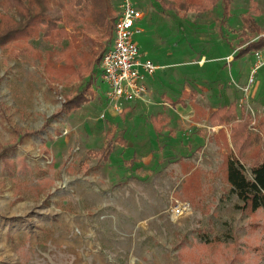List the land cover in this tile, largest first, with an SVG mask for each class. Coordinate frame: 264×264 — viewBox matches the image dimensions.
I'll list each match as a JSON object with an SVG mask.
<instances>
[{
  "label": "rangeland",
  "instance_id": "1",
  "mask_svg": "<svg viewBox=\"0 0 264 264\" xmlns=\"http://www.w3.org/2000/svg\"><path fill=\"white\" fill-rule=\"evenodd\" d=\"M133 1L144 12L133 40L157 69L152 92L120 112L108 105L99 65L76 79L57 69L72 53L67 39L0 48V264H264V207H241L222 165L231 143L192 111L234 102L238 118L250 117L255 150L242 158L250 177L264 157V66L249 82L253 54H236L242 15L264 33V0H232L226 19L220 3L181 15L171 1ZM105 30L90 34L93 47L78 39V62L110 46ZM87 82L89 100L66 114ZM185 86L196 97L182 95ZM179 98L186 107L171 102ZM157 113L160 130L151 122ZM109 136L112 151L101 160Z\"/></svg>",
  "mask_w": 264,
  "mask_h": 264
},
{
  "label": "trees",
  "instance_id": "2",
  "mask_svg": "<svg viewBox=\"0 0 264 264\" xmlns=\"http://www.w3.org/2000/svg\"><path fill=\"white\" fill-rule=\"evenodd\" d=\"M155 1L162 6L166 4V1H171L181 15H186L188 12L210 13L217 3H220L222 18L225 19L229 17L232 3V0ZM55 9L60 14H57ZM256 12L258 13V10ZM241 18L242 41L239 43L236 57L253 54L256 51H264V33L261 32L255 18L250 14L242 15ZM115 19L116 14L111 0H0V48L7 49L12 43H20L21 46L24 41L39 37H42L50 46L67 39L68 41L65 40L67 42L65 49H71L72 53L66 56L63 65L57 69L63 73H68L71 79H76L88 66H92V69L94 66H100L102 56L100 54V57L94 58L95 52L91 48L90 52L84 53L87 57L86 62H78L76 60L77 48L81 51L84 49L82 48L83 44L79 43L78 39L81 37L91 41L90 46L93 47L94 40L90 34L100 35L106 27V35L111 40ZM61 21H64L63 25H60ZM68 26L73 29V35H69ZM69 39H72L71 42ZM26 46L29 47L28 49L37 52L31 44L28 43ZM27 47L24 49L28 50ZM89 94L91 95V90L89 82H87L77 95L66 102L64 112L67 114L72 110L81 108L89 100L87 98ZM176 102L178 103V101ZM193 109L197 113H204L199 106H194ZM160 118L161 115L159 114L151 117L155 130L161 129ZM209 121L217 126L224 125L229 134L227 137L224 127L217 133L223 138V144L229 146L228 143H231L230 151L223 155L222 161L225 168V179L230 190L237 196L244 210L254 212L264 207V157L260 161L253 162L250 167V177L245 175L242 162L244 156L255 150L253 149L252 135L248 132L251 126L250 117L247 114H242L241 118H238L236 104L231 102L228 106L217 108L209 116ZM258 126L263 131L264 136V117L259 118ZM111 137H108L105 146L98 151L101 160H107L112 151ZM259 151L260 148L258 147ZM4 164L7 167L11 165L6 158H4Z\"/></svg>",
  "mask_w": 264,
  "mask_h": 264
},
{
  "label": "built area",
  "instance_id": "3",
  "mask_svg": "<svg viewBox=\"0 0 264 264\" xmlns=\"http://www.w3.org/2000/svg\"><path fill=\"white\" fill-rule=\"evenodd\" d=\"M144 18V12L133 0H118L112 42L100 60L101 81L107 87L105 95L109 106L120 112L124 101L142 100L148 93L146 80L157 66L143 58L133 35L140 29L136 24ZM254 64L249 82H253L256 71L264 66V51L253 53Z\"/></svg>",
  "mask_w": 264,
  "mask_h": 264
},
{
  "label": "crops",
  "instance_id": "4",
  "mask_svg": "<svg viewBox=\"0 0 264 264\" xmlns=\"http://www.w3.org/2000/svg\"><path fill=\"white\" fill-rule=\"evenodd\" d=\"M143 20V19H142ZM141 20V21H142ZM141 21H139V22H141ZM134 36V35H133ZM199 65H201V62H199L198 63ZM202 64H203V62H202ZM203 66V65H202ZM201 66V67H202ZM251 70V69H250ZM147 81H148V78H147V80H146V85H147ZM200 87H201V91H203V93H205V92H207V90L205 91V89H203L204 87H202V85H200ZM147 88H148V91H150V92H152V89H149V87H148V85H147ZM188 93H190L189 92V88L187 87V86H185L184 87V89H183V93H182V95H186V94H188ZM192 96H194V97H196V95H197V91L195 90V91H193L192 93H190ZM147 95V94H146ZM167 95V94H166ZM168 95H170V97L172 98V96H171V92H169V94ZM191 96V97H192ZM173 99V98H172ZM175 100V99H174ZM172 100L171 102H176V101H178V103L176 102V103H174V104H180L181 106H183V107H186V105H185V102H184V100L182 99V98H179V99H177V100ZM138 102H139V100H137ZM192 101H193V98H192ZM123 104H125L126 105V107L128 106V104H129V101H124L123 102ZM196 105H198L199 107H200V109L204 112V113H199L198 112V114H200L202 117L203 116H206V119L209 121V116L217 109H215V108H213L211 111H208L205 107H203L201 104H196ZM226 106H228V105H226ZM192 107V106H191ZM192 111H193V115H196V114H194V113H196L195 111H194V109H193V107H192ZM157 114H159V115H161V118H162V114L161 113H157ZM156 114V115H157ZM197 114V115H198ZM201 116H198V117H201ZM155 117V116H154ZM161 118H160V120H161ZM198 119H200V118H198ZM160 120H159V122H160ZM210 122V121H209ZM161 123V122H160ZM211 123V122H210ZM196 124H199V123H196ZM211 124H213L214 126H217V125H215L214 123H211ZM219 127V130L221 129V128H223L224 127V125H220V126H218ZM225 128V130L227 131V128L226 127H224ZM218 130V131H219ZM218 133V132H217ZM218 137H219V135H218Z\"/></svg>",
  "mask_w": 264,
  "mask_h": 264
},
{
  "label": "bare ground",
  "instance_id": "5",
  "mask_svg": "<svg viewBox=\"0 0 264 264\" xmlns=\"http://www.w3.org/2000/svg\"><path fill=\"white\" fill-rule=\"evenodd\" d=\"M187 208H185L184 206H183V210L185 211Z\"/></svg>",
  "mask_w": 264,
  "mask_h": 264
}]
</instances>
